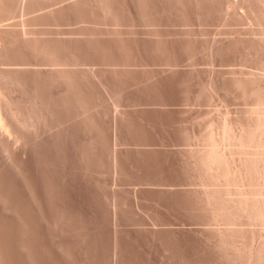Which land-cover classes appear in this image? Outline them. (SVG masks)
Masks as SVG:
<instances>
[{"label": "rangeland", "instance_id": "374dc122", "mask_svg": "<svg viewBox=\"0 0 264 264\" xmlns=\"http://www.w3.org/2000/svg\"><path fill=\"white\" fill-rule=\"evenodd\" d=\"M0 104V264H264V0H0Z\"/></svg>", "mask_w": 264, "mask_h": 264}, {"label": "bare ground", "instance_id": "6f19581e", "mask_svg": "<svg viewBox=\"0 0 264 264\" xmlns=\"http://www.w3.org/2000/svg\"><path fill=\"white\" fill-rule=\"evenodd\" d=\"M4 99V98H3ZM1 105V104H0ZM1 114V113H0ZM0 117H2L1 115H0ZM3 120H5L4 118H3ZM0 121H2V118H0ZM7 122V121H6ZM2 123V122H1ZM3 123H5V121L3 122ZM7 126V125H6ZM3 129H4V124H3ZM2 127H1V125H0V128L2 129ZM8 127H9V125H8ZM5 130H7V128L5 129ZM11 132V131H10ZM13 132V131H12ZM6 136H8V135H6ZM10 137V136H9ZM210 153H211V155H212V157L214 158V159H220V156H221V153L219 152V150H217V149H212L211 151H210ZM255 154H257L258 152H254Z\"/></svg>", "mask_w": 264, "mask_h": 264}]
</instances>
